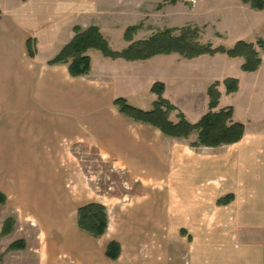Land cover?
<instances>
[{"label":"crops","instance_id":"0c3cea01","mask_svg":"<svg viewBox=\"0 0 264 264\" xmlns=\"http://www.w3.org/2000/svg\"><path fill=\"white\" fill-rule=\"evenodd\" d=\"M18 1L0 0V173L17 174L19 177V180H16L17 186L8 182L0 188V192L6 196V201L0 204V232L7 218H13L15 223H18V218L30 217L28 211L23 213L24 205H43V202L38 201L41 197L38 182H35L41 177V174H38L40 169H45L56 177L63 174L61 168H66L67 173L72 176L71 165L64 157L66 149L74 143L60 145L62 142L56 143L55 140L60 130L70 131L73 126L65 115H62L65 120H56L55 113L69 114L72 107L79 112L91 103L96 106L103 104L109 109L107 121L111 124L114 123L113 120L125 121L113 105L114 99L124 97L129 101L131 96L151 92L153 83L160 81L165 85V98L171 100L173 96L193 103L198 114L193 117L195 120H187L195 123L208 110L207 90L213 82L220 81L218 90L221 96L218 109L226 107V90L222 83L226 78H237L239 82L238 91L228 96L234 98L242 93L243 82L238 75L244 59L229 58L221 53L204 54L193 59H185L173 53L156 55L146 60L127 61L121 58L111 59L98 50H90V72L85 76L71 77L67 64L48 65L47 62L71 41L74 26L87 28L94 25L101 31H104L102 25L106 26L108 23L111 26V19L115 16L113 6L105 4L106 7L102 6L101 9L91 0L93 11L90 12L101 18L88 23L87 0H64L62 7L40 0ZM107 16L110 18L103 21V17ZM28 38L33 40L34 58L27 53ZM245 73L253 77L248 89L264 92L263 61L257 71ZM170 83L175 87L174 94L169 93ZM175 106L177 107L176 104ZM140 107L147 109L143 105ZM233 110V120L245 126L240 141L218 147H180L174 153V175L180 180V197L190 214L188 219L179 223H191L194 232L190 246L185 248L187 262L184 260L180 263L179 257L183 256V253L178 250L174 253V260L176 254L177 258L172 262L169 248L162 251V257H157V261L155 258H143L137 246L133 245L135 258L125 264L263 263L264 113L258 116L251 129L250 120L238 118L235 108ZM130 120L131 123L128 124L131 125L129 130L133 138L143 140L155 137L157 141L162 140L164 135L158 129ZM190 137L196 141L197 135L194 133ZM134 151L132 150V157H136ZM135 152L136 155L141 154L140 151ZM58 159L60 166L57 167ZM113 159L117 163L125 164ZM203 161L212 162L214 167H217L221 173L218 179H209L205 184H199L191 178L197 174L195 164H204ZM47 180L49 181V178ZM51 180L54 185L55 179ZM227 196L232 197L229 202L224 205L217 204L218 200ZM174 198L178 199L179 194L174 195ZM62 200L61 206L68 207L69 216L71 201ZM100 204L105 206L104 203ZM106 211L107 229L102 236L95 238H104L106 242L116 240L120 243L122 238H116L119 231L114 232V221L107 208ZM216 221L222 222L223 230L222 227H214ZM75 223L74 231L80 233L82 238L85 237L86 240L92 236L78 228L77 210ZM226 226L228 233H231L232 238H236L239 246H226ZM158 232L161 233V230ZM165 232L163 229L162 233ZM11 233L0 237V240L6 239ZM168 239L164 242L167 245L170 243ZM106 242L102 243L101 249ZM132 242L135 243L134 240ZM120 246V255L116 260L103 261L100 258L97 262L89 263L83 258L86 262L81 264H121L119 261L124 247L121 243ZM175 249L177 248H174V251ZM18 251L6 253L0 264L6 263L7 254Z\"/></svg>","mask_w":264,"mask_h":264},{"label":"rangeland","instance_id":"374dc122","mask_svg":"<svg viewBox=\"0 0 264 264\" xmlns=\"http://www.w3.org/2000/svg\"><path fill=\"white\" fill-rule=\"evenodd\" d=\"M40 1L49 4L53 2L56 7H62L64 3V0ZM87 1L89 15L86 16V20L88 23L96 22L97 18L101 17L90 12L93 11V5L90 4L91 0ZM93 1L101 9L102 6L106 7L105 4L113 6L116 17L111 19V26L108 23L106 26L102 25L104 27L102 32L115 51H122L129 44L123 39L127 26L141 24L133 39L142 40L164 28L190 25L199 28L202 43L226 47L233 46L239 40L252 43L259 52L264 69V45L261 46L258 42V40L264 42V10H254L241 0ZM109 18L103 17L102 20ZM241 72L243 71L240 69L238 77L243 82L242 93L234 98L226 94L224 103L235 108L238 118L249 119V125L253 129L258 116L264 113V92L249 90L248 85L251 84L253 77L251 78L249 73ZM170 84L169 93L174 94L175 87ZM171 98L172 101L166 99L174 106L177 105L175 106L177 110L170 114L171 121H178L179 112L186 115V119L195 120L193 117L198 113L191 101L179 100L173 96ZM156 99L154 93L144 92L136 97L131 96L127 101L135 107L143 109L140 107L143 105L147 108L144 110H150ZM108 111V107L103 104L96 106L91 103L79 111L81 114L74 107L69 114H54L56 120L58 118L65 120L62 115L69 117L73 126L70 131L60 130L55 140L56 143L62 142L60 145L74 143L66 149L64 157L71 165L73 173L71 176L66 168H61L63 174L55 177L45 169L42 171L40 169L38 174H41V177L35 182H38L41 197L38 201L43 202L45 206L24 205L23 213L28 211L31 218L15 217L18 223H15L13 233L0 240V255L17 239H23L26 247L24 250L7 254L5 264H65L64 262L81 264L86 261L97 262L100 258L103 261L107 260L104 256V247L108 242L104 238L100 240L89 236L90 238L86 237L85 240V237L82 238L80 233L74 231L77 208L95 201L105 204L114 221V232L119 231L116 238H122L120 243L124 247V252L119 261L121 264L135 258L133 245L137 246L143 258H155L157 261V257H162V251L169 248L172 262L177 258L176 254L174 260V253L177 250L183 253V256L179 257L180 263L187 260V256L184 255L185 248L190 246L193 239L191 235L194 232L191 223H179L188 219L190 214L188 208L183 206L180 180L175 178L172 162L175 160V151L180 147L191 149L194 139L189 137L173 140L166 136H162L161 141H157L155 137L135 139L129 130L131 125L128 123H131V120L120 115L128 122L113 120L114 123L111 124L106 117ZM132 150L140 151L141 154L136 155L134 151L136 157H132ZM100 151L125 162L127 166L117 163L112 157L105 156ZM58 162L59 159L57 167L60 166ZM203 162L204 164H195L197 174L191 178L199 184H205L209 179H218L221 173L217 167H214L212 162ZM16 175L0 173V188L8 182L17 186L16 180H19V177ZM51 179H55L54 185L51 184ZM176 194H179L178 199L174 198ZM62 199L71 201L70 217L68 207L61 206ZM214 227H222L223 230L224 226L221 221H216ZM159 229L161 233L158 232ZM163 229L165 233H162ZM228 232L226 226V246H239L236 238H232ZM167 238L169 245L164 243ZM104 242L106 243L101 249ZM174 248L177 249L174 251ZM83 258L86 261H83Z\"/></svg>","mask_w":264,"mask_h":264},{"label":"trees","instance_id":"16d2710c","mask_svg":"<svg viewBox=\"0 0 264 264\" xmlns=\"http://www.w3.org/2000/svg\"><path fill=\"white\" fill-rule=\"evenodd\" d=\"M175 2V1H172ZM243 4L249 5L257 11L264 10V0H241ZM141 28V24L127 26L123 33V39L129 42L122 51L113 50L107 38L97 26L82 28L78 25L73 27V37L60 52L50 61L48 65L67 64L71 77L85 76L90 72L91 59L88 54L90 50H98L105 57L111 59H124L127 61L146 60L156 55L178 54L185 59H193L204 54L214 55L226 54L229 58H243L241 70L244 72H255L262 64L259 52L252 43L239 40L233 46H213L211 43H202L200 30L197 27L186 25L183 27L164 28L156 31L146 39L134 40L133 35ZM176 32H178L176 34ZM261 46L262 40H258ZM33 40L28 38L27 53L31 58L35 56ZM226 94L236 93L239 89L237 78L229 77L222 82ZM219 81L213 82L207 90L209 103L208 112L197 122L191 123L182 112L177 114L178 121L170 120L171 112L176 107L166 99L163 94L165 85L157 81L153 83L150 91L157 96L150 110H143L128 103L124 97H117L113 105L118 112L134 121L145 123L158 129L164 136L177 139H188L196 133V141L191 147H218L233 144L240 141L244 135L243 123L233 120L234 110L231 106L218 109L220 92ZM224 197L217 201L218 205H224L231 199ZM6 201V196L0 192V204ZM15 225L13 218H7L2 226L0 237L9 235ZM77 226L80 230L94 237L102 236L108 226V215L106 207L100 203L90 202L77 208ZM26 247L23 239H17L10 243L3 256L11 251L24 250ZM121 251L120 243L116 240L109 241L104 247V256L109 260H116Z\"/></svg>","mask_w":264,"mask_h":264}]
</instances>
